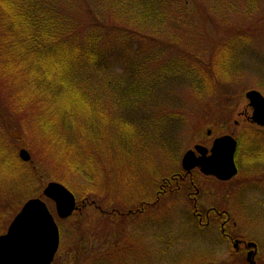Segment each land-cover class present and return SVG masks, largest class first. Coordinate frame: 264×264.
Listing matches in <instances>:
<instances>
[{
	"label": "trees",
	"instance_id": "16d2710c",
	"mask_svg": "<svg viewBox=\"0 0 264 264\" xmlns=\"http://www.w3.org/2000/svg\"><path fill=\"white\" fill-rule=\"evenodd\" d=\"M199 1L0 0V89H6L0 99L6 94L7 110L25 119L27 142L21 144L35 161L30 168L36 177L44 181L49 172L66 185L75 175L97 181L105 164L96 162L100 151L93 144L94 155L75 149L79 134L85 142L87 136L106 141L120 154L152 153V141L163 149L182 147V109L162 113L183 107L186 90L210 98L235 76L230 65L237 63L196 45V19L202 15V25L207 18ZM224 1L215 0L218 10ZM9 128L0 100V134L9 133L5 142L16 145L20 137ZM59 140L68 143L66 152ZM9 151L2 150V159L21 166Z\"/></svg>",
	"mask_w": 264,
	"mask_h": 264
},
{
	"label": "rangeland",
	"instance_id": "374dc122",
	"mask_svg": "<svg viewBox=\"0 0 264 264\" xmlns=\"http://www.w3.org/2000/svg\"><path fill=\"white\" fill-rule=\"evenodd\" d=\"M251 1L234 0L235 4L230 5L225 0L220 10L217 9L215 0L199 1L204 5L207 18L202 25V15L196 19L195 24L200 23L199 29H194V33L198 36L196 45L202 43L204 52L210 54L213 51L212 54H215L219 61L224 59L231 61L236 58L237 63L234 60L230 65V68H233L231 72L235 73V76L226 78L227 86H223L225 83L221 82L222 86L214 89L210 98H199L194 94L192 97H195L192 98L190 91L186 90L184 92L185 94L187 92L188 96L183 107L175 108L171 105L162 113L166 114L179 109L183 111L185 119L181 117V130L177 133L179 134L177 139L182 141V147H179L182 155L186 150L193 149L196 144L210 147L216 137L231 133L237 136L240 132L242 139L238 154L239 163H243L248 154L264 149V130L256 128L246 118L250 112L248 100L245 97L246 92L255 89L264 94V0H259L260 2L253 6L250 5ZM0 65H2L1 58ZM222 90L228 94V97L221 95ZM0 91H6V89H0ZM1 97L3 116L7 117L9 131L13 136L20 137L16 140V145H9L5 142V138L10 136L9 133L5 132L6 136L3 133L0 134L6 146L0 143V233H4L18 207L21 206V203L13 197L25 203L27 196H41L45 186L54 180L51 179L49 172L45 174L44 181L36 177L35 172L30 168L35 165V161L34 163L33 161L24 162L19 166L6 164L2 159L3 149L7 152L9 149L10 153L19 155L20 149L25 148L21 143L27 142L25 133L28 129L24 128L25 119L20 113H13L9 106V111L7 110V95H1ZM226 106L228 108H224ZM225 110H227L226 113H224ZM209 130L211 134H208ZM251 131L259 133L262 137L252 133L246 134ZM87 139L88 141L85 142L83 136L79 134L74 147L83 154H93L94 145L100 154L93 155L97 163L105 164L100 170L104 174L101 177L97 174L99 178H96L95 182L87 181L84 175H75L76 178L74 177L71 184H68L75 194L81 212L75 213L64 222H59L61 246L54 264H175V258L178 256L182 258L180 259L182 264L195 262L196 264H234L235 260L237 264L238 261L240 264L247 263L244 252L236 251L233 254L231 244L224 247L221 245L217 217L215 220L211 219L208 226H204V233L200 235L202 237L193 240L194 236L190 234L194 230L188 219L192 213L193 202L186 201L184 193L166 199L161 207L155 206L156 210L150 209L149 214L144 216L138 217L132 214L120 217L121 212L125 215L127 212L137 211L142 202H151L154 192L158 191L156 185L161 173H165L163 175L166 176L175 167L171 163L173 160L169 158L166 160L161 154L159 156L162 158L158 157L159 153H165L170 148L163 149L157 145L158 143L152 141L149 144L157 147L152 153H149L150 149L147 148L143 152L120 154L117 149L113 151L112 146L106 141L94 142L89 136ZM173 143H169L170 147ZM57 147L63 148V152L69 149L68 143L66 144L63 140L57 142ZM70 155L68 153L67 158ZM164 160L167 161L166 167ZM239 167L240 172L235 181L225 184L195 171L196 184L202 191L196 195L200 203V210H198L203 214V221L206 211L211 207L215 206L220 211L229 212L230 225L234 227L232 231L237 236L241 234L245 238L257 241L260 244L259 256L264 259V221H262L264 208L255 204L251 198L253 195L250 196L251 192L255 194L256 190L263 188H256L253 183L237 188L239 180L244 182V174L254 169L252 166L247 167L243 164ZM41 171L44 174V171ZM175 171L176 169L173 172ZM92 185L95 190L86 192L87 186ZM193 193L195 195V189ZM160 198L161 201L162 197ZM172 198L173 202L165 206ZM93 200L95 204L90 205L89 203ZM47 202L51 211L55 213V204L49 200ZM142 209L145 213L146 209ZM150 214H153L156 221L152 222ZM159 216L162 218L158 222V229L156 223ZM256 218H262V220L256 223ZM125 220L127 225L125 223L122 227L121 222ZM232 221H235V226L232 225ZM153 233L160 236L159 240L147 241L146 235L151 236ZM255 233H258V236ZM119 243H127V247L117 249L118 247L114 245ZM146 250L150 251L149 255ZM109 252L111 254H107ZM96 255L98 256L95 258ZM230 255L233 258H230Z\"/></svg>",
	"mask_w": 264,
	"mask_h": 264
},
{
	"label": "water",
	"instance_id": "95a60500",
	"mask_svg": "<svg viewBox=\"0 0 264 264\" xmlns=\"http://www.w3.org/2000/svg\"><path fill=\"white\" fill-rule=\"evenodd\" d=\"M247 97L255 109L253 120L264 125L263 95L252 90ZM196 150L201 153L200 158L193 150L185 154L183 166L186 170L199 166L205 174L221 179H229L237 173L234 162L236 141L231 136L216 139L208 158L205 147L196 146ZM20 156L24 161L31 158L24 149ZM44 193L56 202L60 217L65 218L75 210V197L65 186L52 182ZM58 246L59 230L47 205L39 198L31 199L11 224L8 234L0 237V264H50Z\"/></svg>",
	"mask_w": 264,
	"mask_h": 264
},
{
	"label": "flooded vegetation",
	"instance_id": "af4514ba",
	"mask_svg": "<svg viewBox=\"0 0 264 264\" xmlns=\"http://www.w3.org/2000/svg\"><path fill=\"white\" fill-rule=\"evenodd\" d=\"M252 112H253V110H252ZM255 135L261 136L260 134H255ZM206 155L209 156L210 151H208ZM244 163L248 166L254 167V169L252 170L253 184L255 185L256 188L262 187L263 189L262 190H256L255 195H253V200H255L256 202H261L264 199V149H259V151H254V152L248 154L244 160ZM189 175H191V173ZM187 176H188V174H184V176L180 177V180H178L176 177H174L172 179V181H175L176 184H181L186 188L190 187V186L195 187V185H194L195 183L193 181H189L190 178H188ZM207 177H210V176H207ZM172 181H167V182H164L163 184H161L159 187V192L160 193L165 192V190H167V189H165L166 186L169 187L170 189H172ZM214 181L218 182L215 179H214ZM221 184H224V183H221ZM242 185H243V181L239 180L237 182V188H238V186L240 188ZM178 189H181L180 186H178ZM196 193L197 194L199 193L198 189H196ZM196 215L199 217V219H203V216L201 213H196ZM220 216L223 218H221ZM204 217L206 219H208L209 221L211 219L215 220V217H217L219 220L221 219L220 221L218 220L219 225H220L221 234L224 237V239H228L232 243V245L236 251H239L244 246V244L248 242V240H246L244 238L234 237L233 232H231L233 226L230 225L231 215L226 210H223L220 212V209H218L217 207L214 206V207L209 208L206 211ZM232 225L235 226L236 225L235 222H233ZM236 240L241 241V243L239 242L237 247H235V243H234ZM256 246H257V249H256V254H255V264H264V259H262L258 255L259 254L258 242L256 243Z\"/></svg>",
	"mask_w": 264,
	"mask_h": 264
}]
</instances>
